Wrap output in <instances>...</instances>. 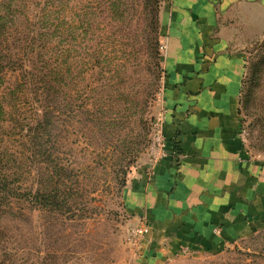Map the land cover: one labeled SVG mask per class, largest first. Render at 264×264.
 <instances>
[{"label":"rangeland","instance_id":"obj_1","mask_svg":"<svg viewBox=\"0 0 264 264\" xmlns=\"http://www.w3.org/2000/svg\"><path fill=\"white\" fill-rule=\"evenodd\" d=\"M167 1L0 0V156L29 194L15 215L0 217V264H264V229L217 250L151 255L142 251L149 236L139 246L129 241L139 219L125 192L155 162L153 128L164 111ZM251 13L231 16L229 48L244 56V148L264 156V62L255 67L264 57V13ZM50 106L53 118H42ZM59 178L66 212L37 207L33 195Z\"/></svg>","mask_w":264,"mask_h":264},{"label":"crops","instance_id":"obj_2","mask_svg":"<svg viewBox=\"0 0 264 264\" xmlns=\"http://www.w3.org/2000/svg\"><path fill=\"white\" fill-rule=\"evenodd\" d=\"M162 8L165 132L182 159L139 170L125 201L151 225L144 253L217 250L264 229V156L244 148V56L229 48L231 16L264 13V0H168Z\"/></svg>","mask_w":264,"mask_h":264},{"label":"trees","instance_id":"obj_3","mask_svg":"<svg viewBox=\"0 0 264 264\" xmlns=\"http://www.w3.org/2000/svg\"><path fill=\"white\" fill-rule=\"evenodd\" d=\"M263 62H264V57L261 58V60L259 61V63H257L255 67L260 68ZM255 70L257 71L256 68ZM4 73H6V70L0 68V78L1 76L3 78ZM37 77L39 80V84H41V81L38 75ZM29 80H30V77H29ZM32 80L35 81L33 78ZM44 89L46 88L43 87V90ZM17 93L18 91L16 92L15 89H13L12 92L10 93L12 95L11 97L13 100H16L18 98ZM36 93H37V90H36ZM3 99L4 97L0 93V114L4 112V109H5ZM12 107H17L16 103H14ZM53 112H54V106L52 107L51 110H46L42 118H53ZM15 115L17 114L15 113ZM44 122L45 121H42L38 124V126L42 130H45L47 128L46 127L47 125H45ZM23 140L24 141H22L23 143L22 145L25 146L27 142V138H24ZM29 140L31 141L30 138ZM35 140H38V139L35 138ZM19 143L21 144V138H20ZM11 161L12 160L10 158L6 159L4 155L0 156V217L4 215H8V214L15 215L14 207L16 206V204H20V205H22L23 203L25 204V202L29 199L28 198L29 194L28 192L25 191V189L22 188V184H21L22 182L20 178L17 176V173L9 169ZM50 161L53 162V160H50ZM51 162H49V165H52ZM53 167H57V163L53 164ZM60 180H61L60 178L57 179L53 183V185L50 186L47 190L45 191L39 190L33 195V202L35 205H37V207H44L50 211L66 212V209L68 207L66 206L67 205V199H66L67 195L64 192L63 187L60 184H58Z\"/></svg>","mask_w":264,"mask_h":264},{"label":"built area","instance_id":"obj_4","mask_svg":"<svg viewBox=\"0 0 264 264\" xmlns=\"http://www.w3.org/2000/svg\"><path fill=\"white\" fill-rule=\"evenodd\" d=\"M161 48L164 49L163 44H161ZM163 93H164V85L162 88V103H163ZM165 123H166V118H165V112L163 111V115L157 118L153 128L152 147L154 150V157H155L154 163L168 157L175 161H179L182 159V154L179 152L176 146L173 147L169 146L168 138L165 132ZM150 234H151V225L148 223L145 217H142L139 220L137 226L132 229V232H130L129 241H131L134 245L139 246L142 243V241L145 240Z\"/></svg>","mask_w":264,"mask_h":264}]
</instances>
